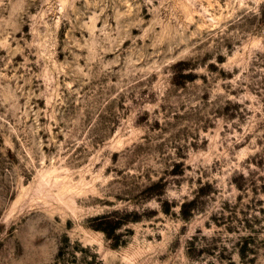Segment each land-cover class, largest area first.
Here are the masks:
<instances>
[{
	"label": "rangeland",
	"instance_id": "1",
	"mask_svg": "<svg viewBox=\"0 0 264 264\" xmlns=\"http://www.w3.org/2000/svg\"><path fill=\"white\" fill-rule=\"evenodd\" d=\"M0 264H264V0H0Z\"/></svg>",
	"mask_w": 264,
	"mask_h": 264
}]
</instances>
